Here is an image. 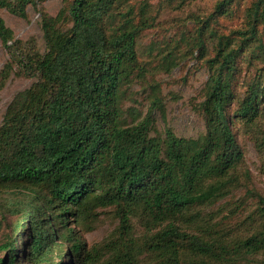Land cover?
I'll list each match as a JSON object with an SVG mask.
<instances>
[{"label":"trees","instance_id":"trees-1","mask_svg":"<svg viewBox=\"0 0 264 264\" xmlns=\"http://www.w3.org/2000/svg\"><path fill=\"white\" fill-rule=\"evenodd\" d=\"M234 1L218 0L197 38L186 43L201 54L206 35L217 39L214 57L206 60L210 79L202 111L207 133L197 139L179 138L170 130L165 136L151 135V113L135 124L123 118L122 87L141 70L137 41L154 22L148 3L137 8L127 0H70L55 17L41 12L44 54L32 42L16 39L0 16V40L10 55L0 87L14 64L38 77L15 97L0 127V190L28 192L18 215L28 230L23 261L213 264L212 259L221 263L232 251L238 255L239 247L188 234L176 223L187 209L208 198L202 187L209 173L222 176L243 159L227 109L234 98L238 57L253 41L262 49L264 0L253 1L245 30L233 37L218 35L209 29L210 22L227 16ZM36 4L0 0V10L27 20L28 7ZM235 114L248 123L264 115V67L255 72ZM40 201L44 206H36ZM45 208L55 214L53 219ZM108 208L115 209L120 226L99 246L88 248L74 229L92 231ZM133 220L142 228L140 236L134 235ZM56 222L64 232L55 229ZM70 240L72 245L64 250L62 242ZM18 247L14 240L2 243L0 251L8 255L0 264H17ZM243 247L263 253L264 230ZM144 257H152L151 262L144 263Z\"/></svg>","mask_w":264,"mask_h":264},{"label":"rangeland","instance_id":"rangeland-1","mask_svg":"<svg viewBox=\"0 0 264 264\" xmlns=\"http://www.w3.org/2000/svg\"><path fill=\"white\" fill-rule=\"evenodd\" d=\"M35 1L37 6H29L27 9V20L7 10H0V16L16 39L32 42L44 54L47 48L41 27V12L55 17L70 0ZM217 1L127 0V5H136L137 8L143 2L148 3V15L154 18L152 26L144 29L137 41L136 51L141 70L136 71L129 83L122 87L123 118L128 125L142 121L151 113L154 121L153 136L155 133L165 136V132L170 130L179 138L197 139L207 133L202 111L210 79L206 60L214 57L217 39L206 35V50L201 54L186 43L196 39L201 23L214 15ZM253 1L256 0H235L230 13L227 16H215L209 29L225 37H233L235 32L245 30L247 11ZM138 21L139 15L135 23ZM260 31L262 49L257 46L259 43L253 41L249 46L245 45L237 59V72L232 80L234 98L227 109L243 159L222 176L210 177L209 173L202 187L208 195L206 201L187 209L176 220L177 225L188 234L225 247L240 248L236 252L237 256L231 250L232 255L226 256L221 263L212 259L213 264H264V252L253 253L243 247L245 241L264 230V204L261 202V199L264 200V115H260L254 123H248L235 114L255 72L264 67L263 28ZM181 38L186 42L182 43ZM235 43H238L237 39ZM8 62L10 55L0 40V74ZM37 80L38 77L24 74L14 64L13 70L0 87V127L15 97ZM27 195V191L0 190V245L8 240L19 244L17 264H35L25 256L23 261V255L28 251L25 246L28 240L24 237L28 230L25 219L18 215L22 212V202ZM36 206H44V202H37ZM45 211L50 218L55 217L49 208H45ZM132 223L135 226L134 235L140 236L143 232L141 226L136 220ZM119 226L120 220L115 209L108 208L101 211L99 221L92 231L80 233L78 229L74 230L88 248H92L103 243ZM54 227L60 232L65 231L61 225L58 227V222ZM68 227L73 228L71 222ZM72 242H62L63 249H68ZM7 255V252L0 251V258H7ZM151 259L144 257L143 262H151ZM67 264L74 263L70 259Z\"/></svg>","mask_w":264,"mask_h":264}]
</instances>
